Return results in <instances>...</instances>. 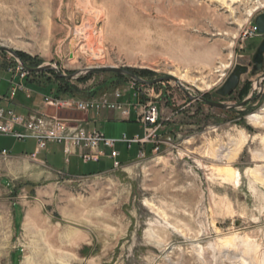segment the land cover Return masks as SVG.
<instances>
[{
    "label": "rangeland",
    "instance_id": "1",
    "mask_svg": "<svg viewBox=\"0 0 264 264\" xmlns=\"http://www.w3.org/2000/svg\"><path fill=\"white\" fill-rule=\"evenodd\" d=\"M263 10L264 0H0V46L17 58L0 55L73 75L63 78L75 96L141 84L107 67L144 81L173 75L183 85L143 83L168 143L141 159L135 144H118L120 168L108 158L66 163L57 145L39 158L63 172H97L71 176L0 158V210L16 202L24 214L20 251L11 261L7 252L6 264L27 256L32 264H264V81L252 73L264 38L254 18ZM237 65L246 71L222 94ZM51 71L29 77L58 83ZM252 92L255 100L238 108L196 98L238 104ZM89 126L108 138L143 133L118 118Z\"/></svg>",
    "mask_w": 264,
    "mask_h": 264
},
{
    "label": "built area",
    "instance_id": "2",
    "mask_svg": "<svg viewBox=\"0 0 264 264\" xmlns=\"http://www.w3.org/2000/svg\"><path fill=\"white\" fill-rule=\"evenodd\" d=\"M254 30L256 31L255 26ZM1 55L0 68L10 74L8 93L2 98L13 99L18 92L28 91L26 82L30 72L17 60ZM148 87L143 83L137 87L133 84L120 86L110 94L103 92L87 98L73 94L55 95L53 89L42 91L40 103L28 114L0 106V134L17 139L34 138L37 151L45 150L49 145H58L66 162L71 156L83 163L108 158L111 160V168H120L123 162L119 160L118 142H123L127 148L132 144L137 145L135 159L159 152L168 143V138L161 132V109L151 98L153 90L147 89ZM58 111H76L84 115L90 112H118L122 119L134 118L143 127V133L131 137L123 133L120 138H108L100 130L87 127L84 118L61 117ZM3 153L6 151L3 150Z\"/></svg>",
    "mask_w": 264,
    "mask_h": 264
},
{
    "label": "crops",
    "instance_id": "3",
    "mask_svg": "<svg viewBox=\"0 0 264 264\" xmlns=\"http://www.w3.org/2000/svg\"><path fill=\"white\" fill-rule=\"evenodd\" d=\"M9 78H10V74H8L7 72H5L3 69L0 68V106L11 108L17 113L28 114L34 108V106L40 103L42 91L41 90L38 91L37 88L30 89L27 86L28 91H20L16 94V96L13 99L5 100L2 97L8 93V89H9L8 79ZM31 79L33 78L29 77V79L26 82V85L28 83L34 84V81H31ZM102 118H108V119L118 118L119 120L124 121V122L137 124V122L134 121V118L122 119L118 112H113V111H104V112H101L100 114L90 112L89 114L85 115L84 119L86 120L85 121L86 126L90 127L89 126L90 124H95L97 123V121H101ZM134 135L136 134H133L132 136ZM118 144H124V143L118 142L117 145ZM58 147L61 150L60 146ZM3 150L6 151L5 154L3 153ZM42 151L43 150L41 151L36 150V142L34 138L29 137L25 139H17L11 135L0 134V158H3V159L15 158L18 160H22L24 158L29 159L32 162L36 161L38 163H41L42 165H45L51 170H55L61 173H66L71 176H81V175L92 174V173L97 172V171H90L86 173H75L73 171L70 172L69 169L67 172H63L61 170L55 169L52 166L48 165L44 160L39 158V154ZM71 157L78 159L75 156H71ZM119 158H120V155H119ZM66 163H69V161ZM30 177L32 178L34 176H30ZM16 206H18L17 203L13 202L11 210L9 211H6L4 209L0 210V264H6V253L7 252H9V261H11L13 253L15 251H18V252L20 251V245L15 244L16 243L15 238H16V234H18V231L22 228L23 221H24V214H23L22 208L18 206L20 209V214H19L20 219H19V222H17V213L15 210ZM18 264H20V257L18 259Z\"/></svg>",
    "mask_w": 264,
    "mask_h": 264
},
{
    "label": "water",
    "instance_id": "4",
    "mask_svg": "<svg viewBox=\"0 0 264 264\" xmlns=\"http://www.w3.org/2000/svg\"><path fill=\"white\" fill-rule=\"evenodd\" d=\"M254 26L256 27V32L259 35H264V10L260 13H258L255 18H254ZM0 52H7L10 53L11 55H13L14 57L17 58V56L15 55V53L5 47V46H0ZM21 65H23L29 72H35V73H40L43 71H48V70H53L58 76L60 77H66V78H72L73 75H65L63 73H61L57 68L55 67H50V66H40V67H36V68H30L26 65H24L22 62H20L18 59H16ZM252 73L253 74H257V73H262L263 69H264V38L260 41L259 45L257 46L253 56H252ZM106 70H113L116 71L120 74L123 75H128L130 76L132 79L136 80L139 83H145V84H152L158 81H162V80H173L175 81L181 88H183L182 83H180V81L178 80V78H176L173 75H169V76H164L152 81H144L138 77H136L135 75L131 74L129 71L121 69V68H117V67H107L104 68ZM246 71V67L243 65H237L233 68V70L231 71V73L229 74V76L227 77V79L225 80L224 84L221 87V93L222 94H228L230 93L232 90H234L238 83H239V79L242 73H244ZM262 79V76L258 79V81H260ZM187 93V92H186ZM254 92H252L245 100H243L242 102L238 103V104H225L222 102H213L210 100H207L206 98H204L203 96H198L196 98H198L199 100L203 101L204 103L215 107V108H220V109H228V108H238V107H242L244 105V103H246L247 101L252 99V94ZM187 95H189L187 93ZM190 96V95H189Z\"/></svg>",
    "mask_w": 264,
    "mask_h": 264
},
{
    "label": "trees",
    "instance_id": "5",
    "mask_svg": "<svg viewBox=\"0 0 264 264\" xmlns=\"http://www.w3.org/2000/svg\"><path fill=\"white\" fill-rule=\"evenodd\" d=\"M53 75L55 76V79L58 83L52 82L49 78L45 80L46 84L40 83L41 81H36L37 83L35 84V87L38 90H42L43 92H48L51 89H53V92L55 95H60V94H73L74 90L69 85L68 81L65 80V78L58 76L56 73L51 71ZM30 75H40V73H35V72H30ZM34 79V77H33ZM31 81H34V80ZM54 86V87H53Z\"/></svg>",
    "mask_w": 264,
    "mask_h": 264
},
{
    "label": "bare ground",
    "instance_id": "6",
    "mask_svg": "<svg viewBox=\"0 0 264 264\" xmlns=\"http://www.w3.org/2000/svg\"><path fill=\"white\" fill-rule=\"evenodd\" d=\"M87 2V1H86ZM88 4V3H87ZM85 8V7H84ZM92 8V7H91ZM90 11V10H89ZM95 12V11H94ZM101 16V15H100ZM87 18V17H86ZM85 38V37H84ZM179 80V79H178ZM254 120H258L257 118L259 117L258 114H254L251 116ZM29 230V229H28ZM27 231V230H26ZM32 231V230H31ZM22 264H32V258L27 256L23 259Z\"/></svg>",
    "mask_w": 264,
    "mask_h": 264
},
{
    "label": "flooded vegetation",
    "instance_id": "7",
    "mask_svg": "<svg viewBox=\"0 0 264 264\" xmlns=\"http://www.w3.org/2000/svg\"><path fill=\"white\" fill-rule=\"evenodd\" d=\"M261 76H262V79L264 81V69H263V72L261 73ZM253 100H255V94L253 93L252 94V99L247 101L246 103H244V105L242 107H245L248 103L252 102Z\"/></svg>",
    "mask_w": 264,
    "mask_h": 264
}]
</instances>
